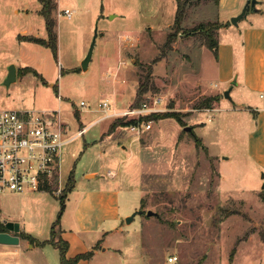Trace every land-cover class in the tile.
I'll return each instance as SVG.
<instances>
[{
  "label": "rangeland",
  "instance_id": "obj_1",
  "mask_svg": "<svg viewBox=\"0 0 264 264\" xmlns=\"http://www.w3.org/2000/svg\"><path fill=\"white\" fill-rule=\"evenodd\" d=\"M53 1L56 54L47 45L25 41L27 36L47 38L40 0H0V109L57 111L66 138L88 127L61 150L62 191L55 193V184L50 191L1 193L0 224L18 222L19 233L45 240L60 214L58 239L62 229L75 225L85 192L114 186L121 191L125 217L138 209L159 216L137 214L129 224L124 220V232L107 239L106 263L264 264V170L246 152L253 117L248 122V106L236 102V87L231 99L225 97L231 85L218 82L207 39L186 35L200 23L220 22L215 2L191 1L180 28H174L176 0ZM65 9L72 11L71 18L59 15ZM96 29L89 67L82 70ZM169 33H175L172 49L152 64L151 73L152 61L167 50ZM12 64L17 79L6 86ZM24 67L38 74L31 68L18 74ZM148 73L155 88L142 98L161 97L158 113L178 117L152 120L151 128L143 124L138 130L119 124L137 120L129 116L97 121L106 99L120 112L134 107ZM205 90L220 91L211 108L204 107L212 97ZM69 177L74 185L62 208L58 196L65 193ZM21 238L13 248L0 244V264H16L17 249L21 253L26 244ZM172 255L177 262H168ZM30 260L59 264L60 252L46 244Z\"/></svg>",
  "mask_w": 264,
  "mask_h": 264
},
{
  "label": "crops",
  "instance_id": "obj_2",
  "mask_svg": "<svg viewBox=\"0 0 264 264\" xmlns=\"http://www.w3.org/2000/svg\"><path fill=\"white\" fill-rule=\"evenodd\" d=\"M246 1L219 0L218 5L214 4L216 18L223 24L218 30V47L217 52H214L215 74L218 82L225 86L231 85L236 78L237 84L232 88L233 91L235 87L238 90L236 102L240 107L248 106L247 110L251 113L247 116L248 122L250 116L253 117L246 137L247 157L255 166L264 170V99L260 97V92L264 91V0H259V10L251 12L249 19H246L247 13L238 26L230 22ZM205 91L212 96L220 95V91ZM93 174L97 176V173ZM120 196V189L112 186L110 189L85 192L81 197L76 209L75 225L62 229V237L69 243V258L93 250L90 258L81 259L76 264H108L105 261V255L110 249L105 246L109 241L107 239L124 232L125 215L121 212ZM19 238L18 246L23 240ZM25 241L21 253L15 247L19 255L16 264H32L31 256L39 249V246L30 244L27 239ZM14 245L6 244L8 248Z\"/></svg>",
  "mask_w": 264,
  "mask_h": 264
},
{
  "label": "built area",
  "instance_id": "obj_3",
  "mask_svg": "<svg viewBox=\"0 0 264 264\" xmlns=\"http://www.w3.org/2000/svg\"><path fill=\"white\" fill-rule=\"evenodd\" d=\"M72 17V11L65 9L59 15ZM264 99V91L260 92ZM162 98L155 96L152 101H146L137 107H128L118 111L112 108L109 100H104L101 110L104 115L97 121L112 117L129 116L137 119L140 124L131 125L138 130L141 125L145 128L152 126V120H140L153 113L161 111ZM86 106L85 101L80 102ZM88 126L66 138L62 122L57 111H33L19 109H0V194L5 192L29 193L48 191L49 187L57 184L53 190L59 194L62 191L60 183L61 150L65 144L82 134ZM177 255L168 258L175 263Z\"/></svg>",
  "mask_w": 264,
  "mask_h": 264
},
{
  "label": "trees",
  "instance_id": "obj_4",
  "mask_svg": "<svg viewBox=\"0 0 264 264\" xmlns=\"http://www.w3.org/2000/svg\"><path fill=\"white\" fill-rule=\"evenodd\" d=\"M177 1V10H176V14H175V18H174V24L173 27L174 28H180L181 23L184 20L185 14H186V10L188 8V6L190 5V2L193 0H176ZM215 2V4H219V0H213ZM41 2V9H40V13L41 15L44 17L45 19V26H46V31H47V38H42V37H38V36H30V37H26L25 41H31V42H36V43H41L44 45L49 46L53 52L56 54L57 50H58V33H57V20L54 18L53 16V11L56 9V3L53 0H40ZM223 26L222 23L220 22H206V23H200L199 25H197L195 28L191 29V31H188L186 33V35H192L195 36L196 34H202L206 39H207V46L211 49H213V51L216 53L217 52V47H218V39H217V34H218V30ZM216 32V33H215ZM20 39L22 40L21 36ZM175 40V33H169L166 42L164 43V47L163 48H167L166 51L162 50V56H158L156 57L152 63L149 66V71L152 73V64L154 62H156L157 60H160L163 56L166 55L167 51H170L172 49L171 43ZM165 50V49H164ZM27 68H31V67H24L22 68L18 74H26L27 72H31V70L35 73L38 74L37 71L33 70L31 68L27 69ZM151 73H148L143 81L140 83V85L137 88L136 91V98L137 100L134 103V107L140 106L142 105L144 102L148 101V97L142 98L143 95L149 91L150 87H154L153 83H151V78L150 75ZM209 102H208V101ZM215 100L218 101L219 100V95H214L212 97H208V99H206V103L204 105V107H209L211 108V104L210 101ZM167 117H178V115L176 113H153L150 114L148 116L143 117L141 121L146 120V121H150V120H161V119H165ZM122 118V117H121ZM137 121V120H136ZM135 120H120L119 124L120 125H126V126H131V125H135L136 124ZM139 123V121H137V124ZM116 125H118V123H114L111 125V128L114 129L116 127ZM86 127V126H85ZM84 127L80 128L83 129ZM193 137L196 140L197 143L201 144V139L194 133ZM73 179L72 177H69L67 185H66V189H65V193L63 195L58 196L60 198L61 201V205L62 208L64 207V203H65V198L67 197V193L68 191H70L73 187ZM52 190L51 187H49L48 191ZM264 200V196L262 198ZM59 221H60V214L57 218V220L52 224L51 226V231H50V237L48 239L45 240H38L36 238H34L32 235L30 234H26V233H15L18 236H21L25 239H27L30 244L36 245V246H40L43 247L46 244H52L53 246H55L56 248L59 249L60 252V264H76L79 260L81 259H88L93 255V250L84 252V253H79L77 255H75L72 258H69L67 256V252L69 249V243L66 239H64L61 234L59 236V238L57 239V231L56 228H59ZM0 232H8V229L6 228L5 224L1 223L0 224ZM61 232L60 228H59V233ZM98 247V245H97Z\"/></svg>",
  "mask_w": 264,
  "mask_h": 264
},
{
  "label": "water",
  "instance_id": "obj_5",
  "mask_svg": "<svg viewBox=\"0 0 264 264\" xmlns=\"http://www.w3.org/2000/svg\"><path fill=\"white\" fill-rule=\"evenodd\" d=\"M258 3H259V0H247L245 2L244 6L242 7L241 11L238 14L231 17V19H230L231 24L233 26H238L239 21L241 19H243L248 12H252V13L257 12L259 10L257 7ZM96 36H97V29L95 31V36L93 37L90 48H89L86 56L84 57V59L81 63L82 70H87L89 67V63H90L92 55H93V49L95 46ZM16 79H17V68L14 64H12L8 68V74L4 80V84L6 86H9L12 82L16 81ZM236 84H237V80H236V78H234L231 82V87H229L224 92L225 97L231 99L230 92L232 90L233 85H236ZM185 129L187 131H190L191 127L187 126V127H185ZM263 176H264V174H263ZM263 188H264V185H263ZM137 214H146L148 217H151V216H157L158 217L159 216V213H157L151 209H148L146 211H144V209H138V210L134 211L133 213H131L130 215L125 217L126 222L128 224L131 223ZM5 225H6V228L8 229V232H0V244H18L20 238L18 235L13 234L12 232L18 233L20 231V224L18 222L7 221V222H5Z\"/></svg>",
  "mask_w": 264,
  "mask_h": 264
},
{
  "label": "flooded vegetation",
  "instance_id": "obj_6",
  "mask_svg": "<svg viewBox=\"0 0 264 264\" xmlns=\"http://www.w3.org/2000/svg\"><path fill=\"white\" fill-rule=\"evenodd\" d=\"M12 233H14V232H12ZM15 234V233H14Z\"/></svg>",
  "mask_w": 264,
  "mask_h": 264
}]
</instances>
